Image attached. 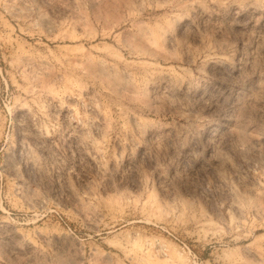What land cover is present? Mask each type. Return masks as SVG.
<instances>
[{"label": "rangeland", "instance_id": "1", "mask_svg": "<svg viewBox=\"0 0 264 264\" xmlns=\"http://www.w3.org/2000/svg\"><path fill=\"white\" fill-rule=\"evenodd\" d=\"M0 264H264V0H0Z\"/></svg>", "mask_w": 264, "mask_h": 264}]
</instances>
